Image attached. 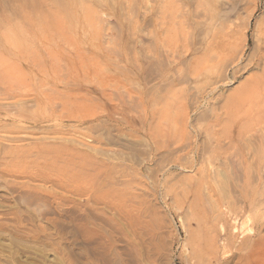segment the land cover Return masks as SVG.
<instances>
[{
	"label": "rangeland",
	"instance_id": "obj_1",
	"mask_svg": "<svg viewBox=\"0 0 264 264\" xmlns=\"http://www.w3.org/2000/svg\"><path fill=\"white\" fill-rule=\"evenodd\" d=\"M262 29L264 0H0V264H264Z\"/></svg>",
	"mask_w": 264,
	"mask_h": 264
},
{
	"label": "bare ground",
	"instance_id": "obj_2",
	"mask_svg": "<svg viewBox=\"0 0 264 264\" xmlns=\"http://www.w3.org/2000/svg\"><path fill=\"white\" fill-rule=\"evenodd\" d=\"M263 30V37H264V29ZM262 37V36H261ZM263 39V38H262ZM264 40V39H263ZM264 57V56H263ZM237 229V228H236ZM241 232L242 234H245V233H253V229L252 228H249V220H245L244 223L241 225ZM195 246H197L196 244H194ZM196 248V247H195ZM196 251V250H195ZM194 251V252H195ZM260 253H262V256L263 257V251H261ZM253 256V259H256L257 256L256 255H252Z\"/></svg>",
	"mask_w": 264,
	"mask_h": 264
}]
</instances>
